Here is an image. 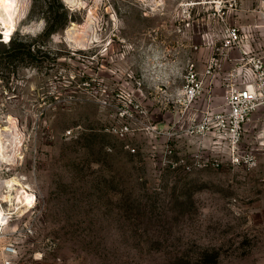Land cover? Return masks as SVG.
I'll return each instance as SVG.
<instances>
[{
  "label": "rangeland",
  "instance_id": "rangeland-1",
  "mask_svg": "<svg viewBox=\"0 0 264 264\" xmlns=\"http://www.w3.org/2000/svg\"><path fill=\"white\" fill-rule=\"evenodd\" d=\"M2 19L0 264L7 243L13 264H264V111L242 129L250 164L187 136L253 84L264 0H18L11 33ZM201 51L216 78L194 112L175 101Z\"/></svg>",
  "mask_w": 264,
  "mask_h": 264
},
{
  "label": "built area",
  "instance_id": "built-area-1",
  "mask_svg": "<svg viewBox=\"0 0 264 264\" xmlns=\"http://www.w3.org/2000/svg\"><path fill=\"white\" fill-rule=\"evenodd\" d=\"M231 40L237 39V32L233 31L230 35ZM245 65L249 66L245 72V79L251 80L253 84L242 85L237 87L232 85L226 102L224 111L215 113L212 117H207L201 114H194L188 118L187 136L203 139L207 136L214 135L219 142L225 141L226 149L229 152L232 162L239 164L240 161L245 164L252 163L254 158L251 155L240 157V144L242 140V129L250 120V117L262 109L264 111V58L250 57L245 60ZM214 59H211L204 75H201L193 65H190L184 78V86L178 93L175 103L187 107V110L198 111L196 102L201 99L204 91V78L210 77L213 74L215 65ZM130 104L139 110L140 106ZM126 115L120 113L121 118L133 119L132 113ZM130 125L125 124L114 129V132L125 136L130 133ZM218 142V143H219ZM172 154V151H169ZM2 263L13 264V259L16 257V247L7 243L1 248Z\"/></svg>",
  "mask_w": 264,
  "mask_h": 264
},
{
  "label": "bare ground",
  "instance_id": "bare-ground-1",
  "mask_svg": "<svg viewBox=\"0 0 264 264\" xmlns=\"http://www.w3.org/2000/svg\"><path fill=\"white\" fill-rule=\"evenodd\" d=\"M18 4V0H0V11H5L8 19L7 20H3L2 19V23L4 24L5 28H6V33L9 34L14 30V24H13V16L15 14V9L17 7ZM20 4V3H19ZM17 12V11H16ZM14 144V143H13ZM12 144V147H13ZM18 144V143H17ZM11 146V145H10ZM17 148V147H16ZM4 149V148H3ZM3 151V150H2ZM6 151V150H5ZM11 154V153H10ZM1 156L5 157L4 154H1V148H0V165L2 164L4 158H1ZM14 159V158H13ZM10 160V159H8ZM14 161V160H13ZM10 162V161H9ZM13 186V185H12ZM21 192L24 194L25 193V189L21 188ZM27 207V206H26ZM27 210V209H25ZM22 213V212H21ZM7 217L5 216V212L3 211V209L0 208V224L5 225L7 223Z\"/></svg>",
  "mask_w": 264,
  "mask_h": 264
},
{
  "label": "crops",
  "instance_id": "crops-1",
  "mask_svg": "<svg viewBox=\"0 0 264 264\" xmlns=\"http://www.w3.org/2000/svg\"><path fill=\"white\" fill-rule=\"evenodd\" d=\"M211 51H213V48H211L210 49ZM203 51V50H202ZM201 51V53H200V57H199V60H197V61H194V65L196 66H194L195 68H196V70L198 71V65H199V63H201V61L203 60L202 59V57H203V52ZM187 61L190 63V62H192V59L190 58V57H187ZM204 73H205V71L204 72H200V74L201 75H204ZM215 73V72H214ZM214 73L212 74V76H210V77H206V79H210V78H213V81H215V78H216V74L214 75ZM203 100L204 99H200V100H198L197 102H196V108L198 109V111H200L201 109H202V107H203Z\"/></svg>",
  "mask_w": 264,
  "mask_h": 264
},
{
  "label": "trees",
  "instance_id": "trees-1",
  "mask_svg": "<svg viewBox=\"0 0 264 264\" xmlns=\"http://www.w3.org/2000/svg\"><path fill=\"white\" fill-rule=\"evenodd\" d=\"M65 10V9H64ZM64 14L66 15L67 14V11L64 12ZM57 25H50V24H47V28H46V31H45V35L49 36V35H52L54 33L57 32ZM29 52L31 53L32 52V49L30 48L29 49ZM32 54V53H31Z\"/></svg>",
  "mask_w": 264,
  "mask_h": 264
}]
</instances>
